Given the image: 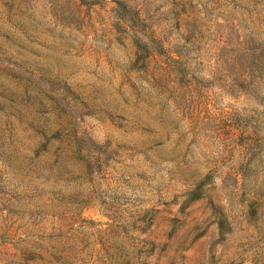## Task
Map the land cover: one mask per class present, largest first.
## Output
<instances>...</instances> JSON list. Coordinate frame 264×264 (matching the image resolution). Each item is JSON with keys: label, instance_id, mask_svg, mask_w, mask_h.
<instances>
[{"label": "rangeland", "instance_id": "1", "mask_svg": "<svg viewBox=\"0 0 264 264\" xmlns=\"http://www.w3.org/2000/svg\"><path fill=\"white\" fill-rule=\"evenodd\" d=\"M0 264H264V0H0Z\"/></svg>", "mask_w": 264, "mask_h": 264}, {"label": "trees", "instance_id": "2", "mask_svg": "<svg viewBox=\"0 0 264 264\" xmlns=\"http://www.w3.org/2000/svg\"><path fill=\"white\" fill-rule=\"evenodd\" d=\"M129 18H131V17H129Z\"/></svg>", "mask_w": 264, "mask_h": 264}]
</instances>
